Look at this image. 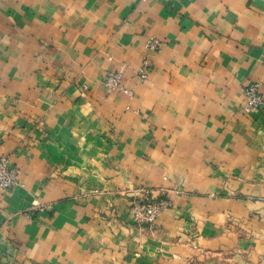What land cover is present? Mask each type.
I'll return each mask as SVG.
<instances>
[{
  "label": "crops",
  "instance_id": "obj_1",
  "mask_svg": "<svg viewBox=\"0 0 264 264\" xmlns=\"http://www.w3.org/2000/svg\"><path fill=\"white\" fill-rule=\"evenodd\" d=\"M257 82L264 0H0V264H264Z\"/></svg>",
  "mask_w": 264,
  "mask_h": 264
},
{
  "label": "built area",
  "instance_id": "obj_2",
  "mask_svg": "<svg viewBox=\"0 0 264 264\" xmlns=\"http://www.w3.org/2000/svg\"><path fill=\"white\" fill-rule=\"evenodd\" d=\"M162 41L150 40L146 49L150 51H160ZM153 63L149 56L144 58V65L139 78L141 80L147 79L149 71ZM123 74L115 72L107 77L106 83L110 88H123L122 87ZM245 94V112L255 115L264 107V96L262 92V85L260 83H251L244 88ZM20 169L15 166L8 156L0 158V192L10 193L13 192L20 182ZM135 199L131 207V215L134 222L138 225H151L155 224L162 213L171 207V201L166 198L154 201L153 193L146 192L136 193ZM140 197V198H139ZM4 225V220L0 217V228Z\"/></svg>",
  "mask_w": 264,
  "mask_h": 264
},
{
  "label": "rangeland",
  "instance_id": "obj_3",
  "mask_svg": "<svg viewBox=\"0 0 264 264\" xmlns=\"http://www.w3.org/2000/svg\"><path fill=\"white\" fill-rule=\"evenodd\" d=\"M140 198V197H139ZM160 199H162V198H158V197H155L153 200L154 201H157V200H160ZM166 199H168V198H166ZM170 200V199H169ZM171 201V200H170ZM171 203V207L169 208V209H171L172 208V202H170ZM168 209V210H169ZM168 210H165L163 213H162V215H161V217L159 218V220L155 223V224H151V225H149V226H155L159 221H160V219L162 218V216L168 211Z\"/></svg>",
  "mask_w": 264,
  "mask_h": 264
}]
</instances>
